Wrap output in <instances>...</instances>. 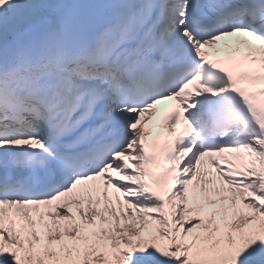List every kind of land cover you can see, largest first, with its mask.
<instances>
[{
  "label": "snow or ice",
  "instance_id": "snow-or-ice-1",
  "mask_svg": "<svg viewBox=\"0 0 264 264\" xmlns=\"http://www.w3.org/2000/svg\"><path fill=\"white\" fill-rule=\"evenodd\" d=\"M0 264H264V0H0Z\"/></svg>",
  "mask_w": 264,
  "mask_h": 264
}]
</instances>
